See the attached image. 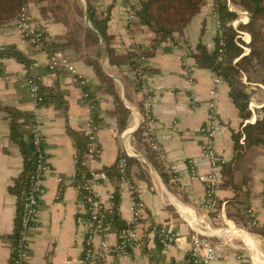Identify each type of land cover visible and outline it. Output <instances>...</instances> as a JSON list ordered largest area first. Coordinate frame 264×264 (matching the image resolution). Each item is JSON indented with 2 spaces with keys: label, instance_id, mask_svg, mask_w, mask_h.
<instances>
[{
  "label": "crops",
  "instance_id": "crops-1",
  "mask_svg": "<svg viewBox=\"0 0 264 264\" xmlns=\"http://www.w3.org/2000/svg\"><path fill=\"white\" fill-rule=\"evenodd\" d=\"M84 1L88 8V0ZM127 1L102 0L101 7L96 3L95 5L101 9L112 5L107 32L116 54H127L134 44H143L153 52L145 54V80L154 96L151 129L166 152L171 164L169 171L165 170L161 160L158 167L149 158L131 152L122 141L121 133L127 128L130 117L127 120L126 111L115 110L113 98L105 90L96 72L99 67L122 87L121 91L119 88L117 90L124 106L131 112L125 98L127 94H124L126 84L117 76L118 73L125 72L130 76L133 88L131 81L134 79V72L130 66L126 64L119 68L112 65L108 54L107 58L103 56L101 60L97 57L100 46L104 44L106 50V44L92 22L88 28L90 34L92 32L98 37L99 47L92 42L93 37L87 31L80 32L73 28L75 33L71 38L66 34V25L46 18L35 0H29L27 5L32 22L40 24L46 30L49 44L61 50L84 75L90 92L97 99L102 127L98 133V143L102 147V153L94 159H88L86 168L102 171L116 163L118 157L124 154L127 157L130 184L144 204L141 223L143 232L151 226L166 224L177 234L176 242L169 245L161 244L145 234L141 244L131 249L128 254L110 256L102 264L184 262L191 250L195 229L200 232L209 230L213 242H227L224 256L212 264H244L245 258L250 259V264H264V237L250 230L255 226L248 225L247 215V210L253 208L258 217L256 226L263 228L264 144L252 145L237 157L233 184L225 185L220 179L216 188L220 206L215 211H208L204 206V197L211 164L202 151L200 131L207 120L210 90L217 86L220 127L215 137V145L221 161L233 160V130H243L247 123H255L262 117L264 85L254 83L249 104L251 116L243 120L230 97L228 83L210 69L196 66L191 54L197 51L198 43L202 42L210 50L214 47L215 0H205L201 10L181 35L176 33L174 40L165 41L155 49L151 46L156 34L146 26L137 23L136 30L133 33L128 32ZM0 45H16L32 60L28 71L23 63L14 58H0V103L32 112L35 103L26 84V76L29 74L40 77L44 86L53 93L60 94L68 102L67 114L62 112L55 98L50 99L43 109L41 132L49 169L36 224L28 232V264H81L85 251V233L77 224L76 216L83 210V206L80 203V189L76 177V148L68 127L85 134L86 122L92 109L84 100L82 88L72 81L67 71L59 70L56 74L49 72L47 55L33 49L21 38L14 21L0 24ZM90 49H94L93 53ZM184 54L191 67L190 74L185 72L182 65L180 56ZM106 59L111 72L104 69ZM216 77L220 79L217 83ZM243 80L248 81L246 74ZM134 92L135 98L143 101L142 92ZM120 120L126 121L123 128ZM139 122L140 119L137 126ZM133 127L134 125L128 131ZM10 133L8 114L0 108V264H10L11 243L4 236L15 230L17 197L10 193L9 186L23 167L20 147L11 139ZM241 144H244V137L241 138ZM191 163L195 172L192 171ZM162 172L167 174V180ZM94 189L100 192L101 199L106 204L109 202V193L116 190L109 180L95 185ZM118 190L121 212L119 218L126 224L132 217L130 189L124 184ZM119 236L118 226L110 221L105 237L113 243Z\"/></svg>",
  "mask_w": 264,
  "mask_h": 264
},
{
  "label": "trees",
  "instance_id": "trees-1",
  "mask_svg": "<svg viewBox=\"0 0 264 264\" xmlns=\"http://www.w3.org/2000/svg\"><path fill=\"white\" fill-rule=\"evenodd\" d=\"M215 1L218 5L217 12L223 26L224 44L220 45V39L218 35H216L213 49H208L205 44L200 42L196 47L197 51L191 55L194 57L197 67L210 69L213 74L219 76L228 83L230 87V97L237 106L240 117L245 120L251 116L249 104L253 92L249 89L246 82H244V74L247 75L248 81L264 85V32L257 27L260 22L264 23V0H231L232 3L239 5L250 13L249 22L246 24H239L237 28L239 31L250 33L251 41L248 44L239 36L238 30L229 24L238 14L228 10V0ZM204 2L205 0H141L140 6L137 9V23L144 27L146 26L156 34L151 46L155 49L159 44L165 41L174 40V35L176 33L181 35L193 17L201 10ZM28 3L29 0H0V24H8L15 21L23 8L28 9ZM111 8L112 5H109L103 10L95 5L94 0H88V18L95 29L102 35L106 44V51L110 63L119 68L127 64L134 72L139 65L138 53L131 49L125 55H118L112 46V39L107 32V23L110 18ZM90 36L97 42L99 41L96 34L91 32ZM244 46L250 49L246 54ZM51 47L53 46L51 45ZM152 53L150 48H147L143 52L144 56L145 54L149 55ZM0 58H14L23 63L28 71H30L32 60L20 51L16 45L2 46V48H0ZM96 72L101 82L104 84L105 90L112 96L115 110H124L128 114L129 110L124 106L114 80L106 75L99 67L96 68ZM28 76L37 77L32 74ZM131 83L135 91L141 92V86L137 83L135 74ZM39 84L40 92L44 96V105H47L50 99L55 98L58 100L62 112L67 114V100L60 94L53 93L50 88L44 86L41 81H39ZM80 87L84 93V100L86 102L91 101L94 104V118L96 122L100 123L101 118L98 112L97 99L90 92L87 83L82 84ZM0 108L4 109L8 114L11 139L18 143L23 157L22 170L9 186L10 193L17 197L15 230L12 234L4 236V238L11 243L10 264H17V245L20 237L21 215L25 198L29 190L30 179L35 170L38 158V153L32 139V128L35 122L33 111H22L2 103H0ZM140 110L142 111L144 119L140 128L143 131L146 122V117L144 115V98L140 103ZM262 111V117L258 118L255 123H247L243 127V130H233L232 136L234 140L235 156L233 160L222 161L220 164L221 181L223 184H233L237 157L246 148L252 145L264 144V106L262 107ZM120 123L122 128L126 125L125 120H120ZM29 128L31 132H29ZM68 132L76 148V177L78 188L80 189L89 176V169H87L86 164H84L88 156L89 140L86 134H81L70 127H68ZM242 137H244V144H241ZM145 141L152 153V162L159 167L160 164L158 162L160 158L150 146V141L147 137H145ZM123 156L124 154H121L116 163L102 170L108 180L114 185L116 191H119L118 189L121 185L118 162ZM164 168L169 171L165 166ZM162 174L164 179L167 180V174L165 172H162ZM109 219L118 226L119 234H121L126 225L123 220L117 216H112ZM257 227L258 226L252 227L250 230L264 237V226L260 229Z\"/></svg>",
  "mask_w": 264,
  "mask_h": 264
},
{
  "label": "built area",
  "instance_id": "built-area-1",
  "mask_svg": "<svg viewBox=\"0 0 264 264\" xmlns=\"http://www.w3.org/2000/svg\"><path fill=\"white\" fill-rule=\"evenodd\" d=\"M95 3L98 6H102V0H96ZM140 6V2L136 0L127 1L126 10V28L128 32L133 33L137 27V9ZM217 3L213 10V16L216 21V35L220 39V45L224 44L223 41V26L217 12ZM228 10L244 15L239 18L238 16L229 22L235 29L238 28V24H246L249 22L250 15L248 11L241 10L235 6L231 0L227 2ZM14 26L17 33L21 38L27 42L33 49L43 52L48 58V70L52 74H56L59 70L67 71L72 78V81L81 86L86 83L84 75L77 69V67L70 61V59L59 49L51 47L47 39L46 30L40 25L35 24L31 20L28 9L23 8L14 21ZM238 30V29H237ZM239 36L248 44L251 41V36L248 33L239 31ZM245 47V46H244ZM2 48V45H0ZM146 46L143 44H134L133 50L138 53L139 65L135 69L134 74L137 83L141 86V92L144 98V115L149 127V141L150 146L155 151L156 155L163 162L164 166L171 170V164L167 159L166 152L156 139L151 129V123L153 121L152 107L154 102V96L152 90L145 80V61L146 57L143 52ZM248 53V50L245 51ZM182 59V65L187 74L191 73V67L189 66L186 55L180 56ZM2 73V66L0 63V75ZM40 77L26 76V84L29 88L30 94L35 103V109L33 110L34 126L32 128V139L38 153L37 163L35 170L30 179V186L25 198L24 208L21 215V229L20 237L18 240V253L17 264H28L29 258V230L36 224L41 198L43 196L46 174L49 169L47 160V154L44 147V137L42 136V122L44 119L43 109L44 96L40 92ZM219 77L215 79V82H219ZM91 109L92 114L86 122L85 134L89 140L88 156L84 164L88 159H94L100 156L102 153V147L98 143V133L101 130V123L95 121L94 113L95 106L91 101L87 102ZM220 127V113H219V97L218 87L214 86L210 90V100L208 102V114L206 122L201 126V148L205 157L211 164V172L206 180V192L204 197V206L208 211H215L220 202L216 196V188L221 179L220 164L221 160L218 156L215 137ZM76 159L77 156L75 155ZM192 171L195 172L193 163L190 164ZM119 174L121 185H127L130 189L131 195V209L132 217L126 223L123 232L120 234L119 239L116 242H110L106 237V229L110 224V217H120V190H112L109 193V202L106 204L102 201L100 192L94 189V186L107 182L108 178L102 171L89 170V176L87 180L80 187V203L83 206V210L78 212L76 216L77 224L82 228L85 233V251L81 264H102L110 256H124L129 251L139 246L143 240L145 234L152 236L157 242L169 245L173 244L177 240V234L172 229L168 228L166 224H158L151 226L149 230L143 232L142 230V217L144 204L140 197L137 196L135 189L131 186L128 177V164L127 157L123 156L118 162ZM262 204L264 206V194L262 198ZM248 225L256 226L258 224V217L253 210L249 208L247 210ZM196 233L193 237L191 250L184 262L177 264H212L220 260L224 256V250L227 242H213L211 240L212 234L210 231L200 232L195 229ZM244 264H250V259L245 258Z\"/></svg>",
  "mask_w": 264,
  "mask_h": 264
},
{
  "label": "rangeland",
  "instance_id": "rangeland-1",
  "mask_svg": "<svg viewBox=\"0 0 264 264\" xmlns=\"http://www.w3.org/2000/svg\"><path fill=\"white\" fill-rule=\"evenodd\" d=\"M35 1L37 4H39V7H41V11L46 18L58 20L62 22L64 25H66L67 30H68L66 34L70 35L71 38L74 37V33H75L73 28L79 30L80 32L87 31L90 34L88 27L90 26L91 21L87 19L88 11H87L86 2L84 0H35ZM234 5L240 8L241 10H245L239 5H236V4ZM248 14L250 15L249 12ZM238 17L241 18V17H244V15L239 14ZM240 24H243V23H240ZM257 27L264 32L263 22H260L257 25ZM244 33H248V32H244ZM92 42L97 44V47H99V41L97 42L96 40L92 38ZM246 50H248L249 52L250 51L249 47L245 46V51ZM90 51L93 53L94 49H90ZM97 52H98L97 57H99L100 60L103 56L107 58V53L104 48V44H102V47L100 46V50L98 49ZM105 61H104L105 62L104 69L108 72H111V67L109 66L107 59ZM117 76L121 81H123L126 84L125 89H124V94L125 95L127 94V97L125 96V98L128 100L127 103L131 108L130 109L131 112L129 111L127 114V120L130 117L129 124L127 128L121 133V137L123 139L122 141L125 142L126 146L128 147V149L131 150V152L137 155H141L143 157L149 158L151 160L152 153L145 141V137H147L149 140V127H148L147 121L145 122V129H143V131L140 129L142 126L141 124H143V120H144L142 116V111L140 110V103L142 101L140 102L139 99L135 98L136 96L135 92L130 84V80H131L130 76L126 75L125 72H123L122 74L118 73ZM111 78L114 80L113 77ZM114 82L116 84V87L119 88V90L121 91L122 87L115 80ZM254 83L255 82H252V83L249 81L246 82L250 90H252L253 87H255ZM138 119H140V124L136 128ZM133 125L134 127L132 128V130L128 131V129ZM262 245H263L262 247L264 250V242H262Z\"/></svg>",
  "mask_w": 264,
  "mask_h": 264
},
{
  "label": "water",
  "instance_id": "water-1",
  "mask_svg": "<svg viewBox=\"0 0 264 264\" xmlns=\"http://www.w3.org/2000/svg\"><path fill=\"white\" fill-rule=\"evenodd\" d=\"M139 124H140V122H139ZM139 124H138V126H139ZM138 126H137V127H138Z\"/></svg>",
  "mask_w": 264,
  "mask_h": 264
},
{
  "label": "bare ground",
  "instance_id": "bare-ground-1",
  "mask_svg": "<svg viewBox=\"0 0 264 264\" xmlns=\"http://www.w3.org/2000/svg\"><path fill=\"white\" fill-rule=\"evenodd\" d=\"M203 232V231H202Z\"/></svg>",
  "mask_w": 264,
  "mask_h": 264
}]
</instances>
